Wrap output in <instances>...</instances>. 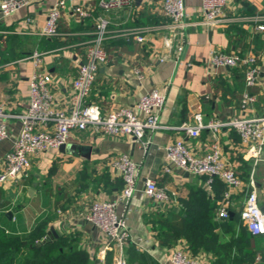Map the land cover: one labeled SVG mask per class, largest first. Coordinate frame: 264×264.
<instances>
[{
    "label": "crops",
    "instance_id": "0c3cea01",
    "mask_svg": "<svg viewBox=\"0 0 264 264\" xmlns=\"http://www.w3.org/2000/svg\"><path fill=\"white\" fill-rule=\"evenodd\" d=\"M77 1L89 15L80 18L69 9L63 10L59 19L60 33L55 37L39 33L54 0H31L28 6L9 16L0 13V105L7 113H21L28 105V82L35 69L31 57L34 51L43 53L41 69L52 75L55 104L62 107L72 93V83L82 61V44L93 36L95 22L102 13L98 0ZM185 1L189 24L183 31L170 26V20L161 10L162 0H134L130 7L107 12L112 33L104 43L108 58L100 66L89 96V101L102 112H109L119 107L135 109L145 92L156 89L166 94L160 116L165 127L152 133V142L146 151L134 136H100L87 129L73 130L64 148H49L35 156L17 182L0 186V196L5 202L0 216L11 211L12 216L5 218L15 231L30 230L39 220L49 218L44 238L53 236L51 227L58 236L71 234L76 245L89 252V264H106L107 252L113 249L106 248L107 238L84 216L94 200L118 198L124 183L110 161L118 154L127 153L140 164V179L128 202L118 200V211L126 214L130 233L124 246L126 263V252L133 246L157 264H175L170 256L180 248L187 249L199 264H209L210 253L200 251L194 255L185 241L165 247L156 236L153 218L160 213L179 212L178 199L187 196L191 187L201 186L212 194L204 176L180 169L164 171L165 146L183 139L195 154L209 150L212 141L209 129L204 128L198 137H193L179 128L184 122L194 123L193 115L198 111L206 120L252 116L261 111L264 106V35L257 32L246 17L264 14V0H228L225 12L233 21L226 26H213L204 21L201 0ZM137 25H154L156 29L148 33L143 42L118 34L124 28ZM182 40L185 46L178 54L177 45ZM214 48L227 53L256 54L260 65L258 83L246 87L244 66H212L209 53ZM138 72L143 75L141 79ZM246 91L255 101L243 106ZM8 126L10 138L0 142V169L2 157L11 147L20 123L10 117ZM219 137L225 158L243 181L242 187L232 195L230 215L241 212L247 194L253 189L259 203L264 204V150L256 160L249 150L250 145L243 144L229 127H222ZM147 178H154L172 194V204L159 206L144 194ZM5 218H1L2 221ZM262 244L264 248V238ZM102 250H105L103 258ZM114 257L115 251L109 264H115Z\"/></svg>",
    "mask_w": 264,
    "mask_h": 264
},
{
    "label": "built area",
    "instance_id": "2783aa9c",
    "mask_svg": "<svg viewBox=\"0 0 264 264\" xmlns=\"http://www.w3.org/2000/svg\"><path fill=\"white\" fill-rule=\"evenodd\" d=\"M30 2L31 0H1L0 13L9 16L28 6ZM133 4L134 0H98L102 13L95 22L93 36L82 44L79 72L73 80L72 93L62 107L57 106L54 101L52 75L41 69L43 53L39 51L32 53L35 69L29 77L27 107L21 113L9 114L3 105H0V142L10 138L8 118L14 117L20 123V129L13 137L11 147L2 157L0 186L17 182L35 156L49 148H59L65 144L73 130L91 129L100 136L131 135L146 151L152 142V133L165 127L160 121V116L165 107L166 94L156 89L145 92L135 109L119 107L102 112L96 104L89 101L98 70L108 58L104 43L112 33L107 12L119 11ZM227 4L228 0H201L204 21L213 26L230 24L233 20L225 12ZM65 9L73 11L80 18L89 15L83 4L77 0H54L39 33L46 37L57 36L60 33L59 19ZM161 10L170 20L173 29L183 31L188 27L185 0H162ZM246 21L254 24L256 31L264 35V14L246 17ZM155 29L154 25H137L124 28L118 34L126 38L134 37L137 41L143 42L145 36ZM184 46V40L178 43V54H181ZM258 61L259 57L256 54L227 53L215 48L209 53V62L214 67L244 66L246 87L258 83L260 75ZM138 76L140 79L143 77L139 72ZM253 101L254 96L246 91L243 95V106ZM193 119L194 123L184 122L179 128L193 137H198L202 129H209L212 137L209 150L203 154H195L183 139H176L165 146L164 171L180 169L191 175L205 176L208 189L212 188L215 179H219L225 188L219 202L218 217L228 218L233 206L232 195L242 187L243 181L236 168L223 154L219 130L222 127L233 129L243 144L250 145V152L258 160L261 151L264 150V106L258 114L252 116L206 120L204 114L198 111L194 113ZM110 164L122 177L123 189L116 200H94L84 217L107 238L106 248L115 251V264H127L124 246L129 240L130 233L126 214L118 211V200L128 202L134 196L140 179V164L127 153L114 156ZM143 190L144 194L159 206L172 204V194L165 187L159 186L154 178L145 180ZM240 216L253 235L264 238V204L259 203L256 190L253 189L247 194ZM104 255L105 250H102V258ZM170 260L175 264H199L198 259L185 248L175 249ZM260 260L262 254L258 253L256 261Z\"/></svg>",
    "mask_w": 264,
    "mask_h": 264
},
{
    "label": "trees",
    "instance_id": "16d2710c",
    "mask_svg": "<svg viewBox=\"0 0 264 264\" xmlns=\"http://www.w3.org/2000/svg\"><path fill=\"white\" fill-rule=\"evenodd\" d=\"M224 188L219 179L212 184V194L204 187H191L187 196L178 199L179 212L160 213L153 218L156 236L165 247L185 241L194 255L200 251L210 253L209 264H264L263 237L253 235L243 225L240 212L234 210L228 218L218 217ZM4 205L1 195L0 208ZM5 216H0V264L90 263L89 252L79 248L71 234L50 236L43 241L49 218L39 220L30 230L17 232ZM259 251H263L262 260L256 262ZM113 254V250L107 252L106 264L112 261ZM126 259L128 264H157L133 246L127 250Z\"/></svg>",
    "mask_w": 264,
    "mask_h": 264
},
{
    "label": "water",
    "instance_id": "95a60500",
    "mask_svg": "<svg viewBox=\"0 0 264 264\" xmlns=\"http://www.w3.org/2000/svg\"><path fill=\"white\" fill-rule=\"evenodd\" d=\"M136 1L138 2V1H140V0H136ZM64 146H65V145L62 144L59 148L62 149V148H64ZM7 215H8L9 217L12 216V212H11V211H8V212H7ZM50 230H51V232H52V234H53L54 237H58V232L54 229V227H51ZM47 239H48V237H47V238H44L43 241H46Z\"/></svg>",
    "mask_w": 264,
    "mask_h": 264
},
{
    "label": "rangeland",
    "instance_id": "374dc122",
    "mask_svg": "<svg viewBox=\"0 0 264 264\" xmlns=\"http://www.w3.org/2000/svg\"><path fill=\"white\" fill-rule=\"evenodd\" d=\"M255 260H256V256H255V258H254Z\"/></svg>",
    "mask_w": 264,
    "mask_h": 264
}]
</instances>
